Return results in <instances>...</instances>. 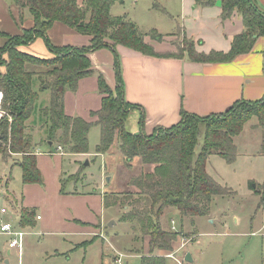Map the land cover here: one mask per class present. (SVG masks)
I'll use <instances>...</instances> for the list:
<instances>
[{"label": "trees", "instance_id": "trees-1", "mask_svg": "<svg viewBox=\"0 0 264 264\" xmlns=\"http://www.w3.org/2000/svg\"><path fill=\"white\" fill-rule=\"evenodd\" d=\"M118 0H10L19 8H26L31 14L33 25L22 28L20 34H9L0 30V38L7 41L0 45V110L7 116H0V153L5 157L17 154V165L21 168L23 183L42 185L43 178L37 167L32 134L27 130L26 121L30 116L38 93L31 81L36 76L39 90L43 84L51 88L50 103L41 109L44 117L45 143L51 149L59 143L69 153L88 151V131L92 125L100 130L97 153H105L116 140L123 156V163L131 168L137 157L141 166L148 167L139 174H132L126 186L136 191L126 190L119 194H102L104 206L123 199L129 201L127 209L121 213V220L135 224L143 236H148L147 252L144 242L137 248L139 264H167L164 254L156 250L172 251L180 231L164 228L160 217L168 208L189 215L207 216L215 195L227 193V188L217 182L206 171V160L211 154H218L227 161L236 156L234 137L253 116L264 124V95L255 101L237 100L221 113L199 116L181 110L180 120L170 127H156L150 134L141 128L132 133L126 128L129 111L137 108L125 100L119 56L116 45L122 44L147 55H183L194 61H230L237 55L252 50L257 37L264 33V12L255 0H220L221 17L227 18L236 11L243 22V30L234 35L228 51L211 50L199 52L192 39L178 54L156 52L145 41L160 40L163 34L155 29L144 32L127 15H114L113 4ZM217 0H194L196 5L207 6ZM22 23V15H19ZM55 21L62 22L81 34L90 37L86 46L56 45L48 35ZM41 38L51 53L40 57L20 50L19 46ZM107 47L114 55L115 87L112 89L103 74L91 64L89 53ZM43 67L37 71L34 67ZM96 77L97 89L101 95L100 106L90 112L93 120L69 115L64 110L63 96L66 90H76L78 81L85 77ZM140 115L139 123L143 125ZM202 135L201 145L199 139ZM4 144V145H3ZM84 166L82 163L80 167ZM75 174L61 178L60 192H65V184ZM264 198V181L261 189H254ZM119 196H122L120 198ZM35 208L23 207L19 213V225L34 222ZM97 235H93L95 239ZM136 238V237H135Z\"/></svg>", "mask_w": 264, "mask_h": 264}, {"label": "rangeland", "instance_id": "rangeland-1", "mask_svg": "<svg viewBox=\"0 0 264 264\" xmlns=\"http://www.w3.org/2000/svg\"><path fill=\"white\" fill-rule=\"evenodd\" d=\"M120 1L111 8L114 15H127L144 32L152 28L163 34L172 31L174 20L171 21L166 15L164 1ZM171 15L174 19L177 18L175 13ZM6 41L5 38H0V45H4ZM158 41L169 45L162 50L163 54H178L188 45L186 36L179 30ZM0 56L2 57L1 52ZM34 68L37 71L44 69L40 66ZM0 69L4 70V67L1 66ZM31 85L37 91L38 98L27 119L28 131L32 134L33 144L43 152L49 147L44 141L45 119L41 109L50 103L51 88L39 90L36 76H33ZM95 87L91 77H87L82 80L77 94L70 90L71 95L66 99L67 114L73 116L76 113L86 120H93L90 112L96 107L95 97L98 96ZM81 95L85 96L83 100ZM133 112H130L125 125L130 132L137 133L140 131L138 110L133 109ZM0 114L7 116L5 111L0 110ZM99 139V127L92 125L88 131L87 155L69 153L60 156L54 153L56 145H60L63 151L66 149L59 143L53 144L50 150L53 155H39L43 178V183L39 186L44 194L37 193L36 186L26 193V198L36 204L33 207L34 222L23 227L27 234L20 255L15 248L7 250L8 237L0 234V264H117L114 260L116 252L125 255L122 258L124 264L140 263L137 248L144 242V252H147L149 237L143 236L135 224L121 220V213L130 202L123 199L104 206L100 195L102 196V191L103 194H119L128 189L136 191L134 187L126 186V182L132 174H139L148 167L141 166L137 157L132 160L131 168L126 167L116 140L107 152L97 155ZM201 139L202 135L199 147ZM233 139L236 156L232 161H227L218 154H211L206 160L208 174L227 188V193L214 196L209 214L191 220L189 215L168 208L159 219L166 229L171 228L170 220L174 219V226L180 231V236L191 239L184 248L179 249L176 256L181 257L189 252L192 264H264V198L254 191L255 188L261 189L264 181V124L261 125L259 118L253 116ZM85 161H88L87 165L84 164ZM81 163L84 166L80 167ZM4 168L5 162L0 153V206H6L10 219L16 223L18 209L16 211L11 203L6 202L5 196L1 198L7 190L5 181L10 173L7 169L4 176ZM57 172L60 175L66 174L65 177L75 174L68 182L73 181L74 188L79 192L65 193L63 197L60 194L61 197L57 198L56 191L59 186L61 188V181L57 185ZM10 179L8 190L13 191L20 199L25 195L20 167L13 168ZM68 182L65 188L71 187L67 185ZM42 204L46 205L45 209ZM38 213L43 218L36 219ZM77 219L85 222L80 223ZM89 229L95 231L90 233ZM93 234H98L95 239ZM179 242V239L176 240L174 246ZM167 252L168 250L155 251L159 254ZM166 261L167 264H176L172 258L167 257Z\"/></svg>", "mask_w": 264, "mask_h": 264}, {"label": "crops", "instance_id": "crops-1", "mask_svg": "<svg viewBox=\"0 0 264 264\" xmlns=\"http://www.w3.org/2000/svg\"><path fill=\"white\" fill-rule=\"evenodd\" d=\"M255 1L264 12V0ZM78 2L81 4L82 0H78ZM162 2L166 7V10L163 9L166 15L169 16L171 21L174 20L172 31L166 32L167 34L161 33L163 34L162 40L170 37L175 30H179L183 36L193 40L195 49L199 52L207 53L211 50L226 52L230 48L234 35L243 30L242 17L236 11H233L227 18L221 17L220 0L207 6L196 5L194 0H162ZM171 13H175L177 18L174 19ZM19 15H22V23L18 21ZM32 25V16L26 8L21 9L11 3L10 0H0L1 31L12 35L20 34L22 28H29ZM155 30L159 32L157 29ZM48 35L56 45L86 46L90 43L88 35L81 34L59 21L53 23L48 30ZM144 39L158 53H162L165 46H169L157 39L153 42L149 35H146ZM19 49L40 57H49L51 55L41 38H36L29 44L21 45ZM116 52L120 60L125 100L137 105V108H132L129 111L128 117L130 112H133V109L138 110V117L140 115L144 117L143 125H140V129L142 128L146 134L152 133L156 127H170L176 124L181 118V110L199 116H206L224 112L237 100L255 101L261 99L264 95V33L256 38L251 51L239 54L230 61H194L189 59L186 54L180 56L147 55L122 44L116 45ZM89 58L92 66L103 74L108 85L114 89L116 80L113 52L109 48L104 47L90 52ZM87 77H91L97 89L96 77L94 75ZM87 77H83L78 81L79 87L82 84V80L87 79ZM78 85L73 93L77 94L79 91ZM70 95V90H66L63 96L64 110L66 99ZM97 95L95 97L96 107H93L92 110H96L100 106L101 95L99 92ZM84 98L85 96H82V100ZM78 99L79 97L77 96ZM88 106H90L89 103ZM75 115L77 114L75 113ZM26 124L28 130L29 124L27 121ZM33 149L40 172L42 166L38 159L41 153L47 155L57 153L60 156L69 154V152L65 151L60 154L56 151V148L54 153H51L50 150L52 149L50 148L41 152L36 144ZM102 154L104 153H97V155ZM81 155L85 156L87 154L81 153ZM2 158L5 162L4 176L7 169L10 173L5 181L7 190H5L1 198L5 196V201L11 203L16 211L18 209L17 221H19L21 208L36 207L35 202L30 200V198H26V193L34 186L37 188V193L44 194V190L38 183H24L23 192L25 195H22L19 199L13 191L8 190L12 170L14 167H19L15 160L18 155L11 154L5 157L2 155ZM56 175L58 177V185L61 178H64L66 174L60 175L57 172ZM67 185L71 187L65 188L64 193L60 192V186L58 185L57 198H60L61 195L63 197L65 193L79 192L77 188H74L75 183L73 181L68 182ZM100 200L103 204L101 195ZM42 205L45 209L46 205ZM37 215L43 218L39 213ZM79 222L85 221L79 220ZM94 231L93 229L88 230L90 233ZM7 250L10 251L11 249L7 246Z\"/></svg>", "mask_w": 264, "mask_h": 264}, {"label": "built area", "instance_id": "built-area-1", "mask_svg": "<svg viewBox=\"0 0 264 264\" xmlns=\"http://www.w3.org/2000/svg\"><path fill=\"white\" fill-rule=\"evenodd\" d=\"M1 97H2V93L0 91V100ZM1 115L2 114H0V116ZM56 151L60 154L64 153L60 145L56 146ZM10 218L11 216L9 215L8 209L6 207H0V234L8 237L7 239L8 248L17 249L18 254L20 255L22 252L24 239L27 234V231H25L23 227L19 225L18 222L14 223ZM36 218H40V216L37 215ZM170 222H171V229L174 231H178L174 226L175 223L174 219H171ZM178 239L180 240L179 244L172 251H168L167 253H165L164 256L168 258H172L176 264H192V262L184 259L185 254L181 257L176 256V253L179 251V249L184 248L190 242L191 239L180 236V234ZM123 256H125L123 253L116 252L114 258L115 262L117 264H124L122 260Z\"/></svg>", "mask_w": 264, "mask_h": 264}, {"label": "water", "instance_id": "water-1", "mask_svg": "<svg viewBox=\"0 0 264 264\" xmlns=\"http://www.w3.org/2000/svg\"><path fill=\"white\" fill-rule=\"evenodd\" d=\"M43 87H47V84H44ZM84 164L87 165L88 164V161H85ZM253 186H255V185L253 184ZM184 259L191 262L192 261L191 254L189 252L185 253Z\"/></svg>", "mask_w": 264, "mask_h": 264}]
</instances>
